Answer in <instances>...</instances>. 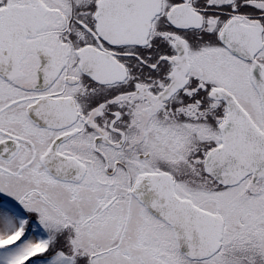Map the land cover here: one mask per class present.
I'll return each mask as SVG.
<instances>
[{
    "label": "snow or ice",
    "instance_id": "6c2138e0",
    "mask_svg": "<svg viewBox=\"0 0 264 264\" xmlns=\"http://www.w3.org/2000/svg\"><path fill=\"white\" fill-rule=\"evenodd\" d=\"M0 264H264V0H0Z\"/></svg>",
    "mask_w": 264,
    "mask_h": 264
}]
</instances>
